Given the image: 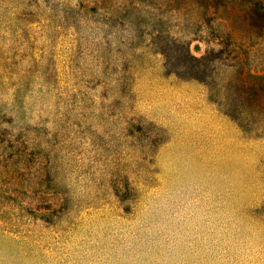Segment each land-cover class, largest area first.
Masks as SVG:
<instances>
[{
  "label": "rangeland",
  "instance_id": "374dc122",
  "mask_svg": "<svg viewBox=\"0 0 264 264\" xmlns=\"http://www.w3.org/2000/svg\"><path fill=\"white\" fill-rule=\"evenodd\" d=\"M0 264H264V0H0Z\"/></svg>",
  "mask_w": 264,
  "mask_h": 264
}]
</instances>
